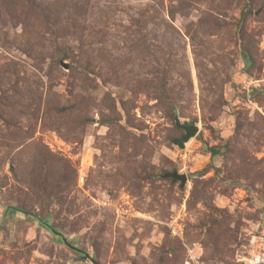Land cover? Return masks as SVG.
Returning <instances> with one entry per match:
<instances>
[{"label":"rangeland","instance_id":"rangeland-1","mask_svg":"<svg viewBox=\"0 0 264 264\" xmlns=\"http://www.w3.org/2000/svg\"><path fill=\"white\" fill-rule=\"evenodd\" d=\"M254 233L264 0H0V264H244Z\"/></svg>","mask_w":264,"mask_h":264},{"label":"built area","instance_id":"built-area-1","mask_svg":"<svg viewBox=\"0 0 264 264\" xmlns=\"http://www.w3.org/2000/svg\"><path fill=\"white\" fill-rule=\"evenodd\" d=\"M244 264H264V233H254L250 236Z\"/></svg>","mask_w":264,"mask_h":264},{"label":"water","instance_id":"water-1","mask_svg":"<svg viewBox=\"0 0 264 264\" xmlns=\"http://www.w3.org/2000/svg\"><path fill=\"white\" fill-rule=\"evenodd\" d=\"M177 124L179 127L183 128L185 130V134L177 140V143L183 145L185 141H187L192 135H194L198 129L195 126L194 122H184L181 123L180 121H177ZM169 176L181 180L183 183L187 180V175L184 173H179L177 171L168 173Z\"/></svg>","mask_w":264,"mask_h":264},{"label":"trees","instance_id":"trees-1","mask_svg":"<svg viewBox=\"0 0 264 264\" xmlns=\"http://www.w3.org/2000/svg\"><path fill=\"white\" fill-rule=\"evenodd\" d=\"M217 152H218V150H216V149L213 150V153H217Z\"/></svg>","mask_w":264,"mask_h":264}]
</instances>
